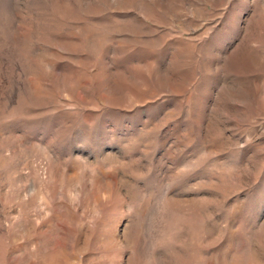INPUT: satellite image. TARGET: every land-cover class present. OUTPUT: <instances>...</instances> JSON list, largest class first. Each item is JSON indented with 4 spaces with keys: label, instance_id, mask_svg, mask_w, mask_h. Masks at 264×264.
Masks as SVG:
<instances>
[{
    "label": "rangeland",
    "instance_id": "obj_1",
    "mask_svg": "<svg viewBox=\"0 0 264 264\" xmlns=\"http://www.w3.org/2000/svg\"><path fill=\"white\" fill-rule=\"evenodd\" d=\"M0 264H264V0H0Z\"/></svg>",
    "mask_w": 264,
    "mask_h": 264
}]
</instances>
